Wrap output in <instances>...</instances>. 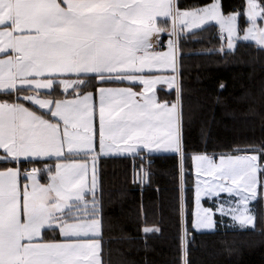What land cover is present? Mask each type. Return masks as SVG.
I'll return each mask as SVG.
<instances>
[{"label": "snow or ice", "instance_id": "obj_1", "mask_svg": "<svg viewBox=\"0 0 264 264\" xmlns=\"http://www.w3.org/2000/svg\"><path fill=\"white\" fill-rule=\"evenodd\" d=\"M213 24L222 58L264 54V0H0V264H127L113 244L131 237L106 211L110 162L143 189L157 159L176 161L174 264L219 225L264 234V136L209 155L201 130L204 150L189 148L183 47ZM236 99L256 111L250 91ZM160 231L145 225V245Z\"/></svg>", "mask_w": 264, "mask_h": 264}, {"label": "trees", "instance_id": "obj_2", "mask_svg": "<svg viewBox=\"0 0 264 264\" xmlns=\"http://www.w3.org/2000/svg\"><path fill=\"white\" fill-rule=\"evenodd\" d=\"M203 2L181 0L188 5ZM225 3L237 6L240 0H225ZM208 27L209 30L202 32L198 39L185 43L183 54L186 59L183 63L186 110L190 109L194 118L188 133L189 148L204 150L203 130L211 155L213 149L226 151L229 144L258 141L264 136V101L259 99L264 88V54H259L255 47L245 46L240 47L236 55L222 58L216 52L223 43L218 27ZM221 81L226 85L223 91L218 88ZM249 91L258 100L254 112L248 110V103L236 99ZM216 95L220 96L221 103L216 102ZM186 168L191 173L187 191L191 212L193 177L190 159ZM152 171V186L145 185L141 189L132 182V171L126 169L125 164L110 162L105 167L106 191L112 194L114 201L106 211L117 225L115 235H121L119 228L122 226L131 237L114 243L113 248L124 253L127 264H174L178 255L184 222L178 211L179 192L174 178L176 161L157 159ZM157 187L159 192L155 190ZM118 193H124L123 197ZM145 225L161 228L159 233L150 235L147 245L142 239ZM190 260L191 264H264V234L219 225L215 233L197 234Z\"/></svg>", "mask_w": 264, "mask_h": 264}, {"label": "rangeland", "instance_id": "obj_3", "mask_svg": "<svg viewBox=\"0 0 264 264\" xmlns=\"http://www.w3.org/2000/svg\"><path fill=\"white\" fill-rule=\"evenodd\" d=\"M214 25V24H213ZM216 26V25H215ZM218 27V26H216ZM219 30V29H218ZM224 43V41H223ZM191 167H192V177H193V206H192V211H194L195 205H194V186H195V176H194V167L192 165V161H191ZM183 228H184V224L182 225V234H183Z\"/></svg>", "mask_w": 264, "mask_h": 264}]
</instances>
